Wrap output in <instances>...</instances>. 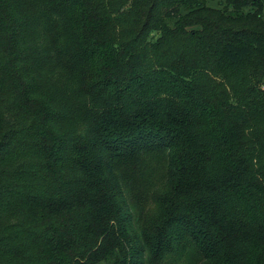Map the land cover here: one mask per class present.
I'll return each mask as SVG.
<instances>
[{
    "label": "trees",
    "instance_id": "trees-1",
    "mask_svg": "<svg viewBox=\"0 0 264 264\" xmlns=\"http://www.w3.org/2000/svg\"><path fill=\"white\" fill-rule=\"evenodd\" d=\"M0 0V264H264V0Z\"/></svg>",
    "mask_w": 264,
    "mask_h": 264
},
{
    "label": "rangeland",
    "instance_id": "rangeland-1",
    "mask_svg": "<svg viewBox=\"0 0 264 264\" xmlns=\"http://www.w3.org/2000/svg\"><path fill=\"white\" fill-rule=\"evenodd\" d=\"M211 4L216 5V0H213Z\"/></svg>",
    "mask_w": 264,
    "mask_h": 264
},
{
    "label": "built area",
    "instance_id": "built-area-1",
    "mask_svg": "<svg viewBox=\"0 0 264 264\" xmlns=\"http://www.w3.org/2000/svg\"><path fill=\"white\" fill-rule=\"evenodd\" d=\"M263 89H264V87H263Z\"/></svg>",
    "mask_w": 264,
    "mask_h": 264
}]
</instances>
